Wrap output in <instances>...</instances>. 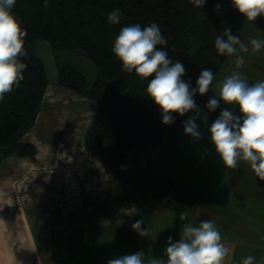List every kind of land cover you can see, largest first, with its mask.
Segmentation results:
<instances>
[{
    "label": "trees",
    "instance_id": "16d2710c",
    "mask_svg": "<svg viewBox=\"0 0 264 264\" xmlns=\"http://www.w3.org/2000/svg\"><path fill=\"white\" fill-rule=\"evenodd\" d=\"M219 4V10L216 5ZM120 9L119 24H109L108 14ZM13 12L27 30L25 49L27 64L24 80L0 101V163L10 155L33 156L36 147L23 140L35 125L49 86L43 59L35 53L38 40L49 42L54 51L78 50L97 69L88 88L85 74L69 63L58 68V84L96 102L97 108L88 126L85 149L93 154L135 151L157 145L164 137L174 138L185 121L173 113L174 123H162L160 108L147 95L149 79H140L135 72L122 71L121 62L112 52L122 27L156 23L167 44L163 48L173 62L186 68L182 79L196 87L201 70L214 74L210 90L196 93V105L206 108L216 96L213 84L218 72L229 59L219 56L214 45L217 35L231 27L242 39L246 19L233 7L232 0H206L196 8L190 0H16ZM255 23L262 24L258 17ZM217 97V96H216Z\"/></svg>",
    "mask_w": 264,
    "mask_h": 264
},
{
    "label": "rangeland",
    "instance_id": "374dc122",
    "mask_svg": "<svg viewBox=\"0 0 264 264\" xmlns=\"http://www.w3.org/2000/svg\"><path fill=\"white\" fill-rule=\"evenodd\" d=\"M251 22L254 21H247V23ZM246 29L248 26L242 29L241 41L247 44L250 50L248 53H240L244 56L245 64L241 68L235 69L233 63L235 57H229L218 72L212 87L217 99H219L217 84L230 75L233 70L241 72L249 83L264 80V48L255 55L251 54L249 41L253 37L246 32ZM34 49L45 63L50 81L48 87L59 86L58 68L66 63L78 67L85 74L88 88L92 85L97 69L82 52L78 50H68L65 53L54 51L46 40H38ZM64 92L67 96H64ZM69 94L70 91L63 89H61V93H52L44 102L43 109L38 114L39 118L37 116V126L35 127V122V125L30 129H33L30 138L35 141L39 158L34 160L35 163L31 168L27 167L28 171L25 168L26 170L23 169V172L20 173L22 181L17 184V190L21 199L28 201L34 198L36 193L32 185L35 186L36 183L39 196L47 197L49 201L56 200L58 196L65 198L68 196L67 199L70 201L72 210H77L75 199L81 196L86 200L88 197L94 198L91 193L88 194V191H93L94 188L89 189L85 185L91 184L95 186L96 190V186H100L102 180L107 178L111 179L113 185L119 180L114 175L115 173L138 186L140 184V190H142L143 183L147 184L151 181L161 184L163 189L164 187L170 188L169 192H165L161 196L167 198L168 202L182 199L181 203H188L189 207L187 208L186 204L180 205L182 208L180 212H184L186 208L188 216L201 213L197 208L200 207L199 202L203 197L192 196L193 189L197 190L206 200H211L210 202L215 203L216 207L223 210L224 215H227L225 217L229 220V225L237 232L238 227H243V224L238 220L240 218L239 211L245 212L243 221L247 224L251 223L248 213H251L253 209L256 213L264 212L260 207H264V205L257 204L258 198L264 196V181H260L245 162H241L236 169H226L210 140L208 129L219 117L221 110L228 109L240 116L238 107L220 101L219 107L215 111H209L203 106L197 105L200 109V116L195 122L199 125V131L202 133L200 140L194 141L190 135H186L182 125L177 128L174 138L164 137L155 146L135 151L96 155L88 153L83 146L86 130L96 109V102L88 97L86 99V96ZM193 115L195 113L189 111L183 117L186 121ZM62 151L70 157L71 161L68 162L69 164L63 162L64 165L59 167V160L64 155ZM64 187L68 192L60 194V190ZM172 189L176 193H173ZM99 192L102 196V206L108 205L106 202L109 195L106 193L107 189L103 193L99 189ZM241 197L246 199V209L242 207L243 199ZM255 197L258 198L255 199ZM210 202L202 205L203 211L206 212L208 206L213 207ZM88 210L92 211L91 208H87ZM191 221L194 223L197 219L192 218ZM220 221L217 222L220 223Z\"/></svg>",
    "mask_w": 264,
    "mask_h": 264
},
{
    "label": "clouds",
    "instance_id": "9594fccd",
    "mask_svg": "<svg viewBox=\"0 0 264 264\" xmlns=\"http://www.w3.org/2000/svg\"><path fill=\"white\" fill-rule=\"evenodd\" d=\"M206 0H190L196 8H202ZM233 7L247 20L255 21L264 17V0H232ZM16 0H0V101L6 94H10L20 86L24 80L27 64L23 57L27 55L25 38L27 30L22 28L21 20L14 14ZM48 6V0H44ZM216 5L215 10H219ZM120 9L111 11L107 20L109 24H119ZM251 54L255 55L264 48V40L251 38ZM167 44L159 26L150 23L142 27L131 24L120 29L116 36L113 54L121 62V70L127 73L135 72L140 79H151L146 93L160 108L162 123H174L173 113L184 116L189 111L195 115L183 122L184 133L193 140H200L202 133L195 122L200 116L194 96H201L209 92L214 80L211 69L200 71L196 80V87L192 88L190 81L182 79L186 68L180 61L173 62L163 48ZM215 49L219 56L235 57V69L245 64L244 56L249 46L232 33L231 27L224 29L214 40ZM218 98L213 96L206 104L209 111H215L220 101L227 105L238 107L241 115L223 109L211 124L210 140L215 147L226 169H236L241 162H245L260 181H264V80L249 83L241 72L233 70L217 84ZM183 224L180 238L173 242L168 238L164 249V257L152 256L147 264H224L231 253V249L222 242L218 227L212 220H202L198 225L188 218V212L179 214ZM144 221L136 220L132 228L141 237L150 235L149 230L142 227ZM144 252L117 256L109 259L107 264H145ZM255 257L248 255L242 264H254Z\"/></svg>",
    "mask_w": 264,
    "mask_h": 264
},
{
    "label": "crops",
    "instance_id": "0c3cea01",
    "mask_svg": "<svg viewBox=\"0 0 264 264\" xmlns=\"http://www.w3.org/2000/svg\"><path fill=\"white\" fill-rule=\"evenodd\" d=\"M245 26H248L246 32L253 38L264 39L262 24L246 21ZM61 89L82 96L60 85L55 88L51 86L47 88L43 105L52 93H61ZM37 124L38 120L35 127ZM32 130L23 136V140L35 145L34 139L30 138ZM62 153L64 155L59 160V167L64 165L63 162L69 164L71 161L64 151ZM38 158L36 151L33 156L10 155L0 163V264H107L109 259L137 251L144 252L143 259L147 264L152 256L164 257L169 237H172L173 242L179 240L183 224L187 222L179 219L182 210L180 205L186 204L187 208L188 203H181L182 199L168 202L161 195L169 192L170 188L163 189L161 184L152 181L143 183L140 190V184L138 186L114 173L119 180L113 185L109 178L102 180L96 190L91 184L85 185L89 189L94 188L93 191H88L94 198L88 197L86 200L81 196L82 198L75 199L77 210H72L68 196H58L53 201L39 196L36 183L35 186L32 185L36 193L34 198L28 201L21 199L17 190V184L22 181L20 173L27 167L31 168ZM64 189L59 193L66 194L68 191L65 187ZM99 189L102 193L107 189L106 193H109L106 206H102ZM172 192L176 193L174 189ZM192 196L203 197L197 208L201 213L189 215L188 218L197 219L194 222L196 225L206 219L216 224L222 242L231 249L224 264H242L248 255L255 257L254 264H264V212L256 213L253 209L248 213L251 223L247 224L243 221L245 212L239 211L238 220L243 227H238L237 232L229 225V220L225 217L227 215L215 203L206 200L194 189ZM262 197H255L258 198V205H264V196ZM241 198L242 207L246 209V199ZM209 202L213 207L208 206L206 212L203 211L202 205ZM260 207L264 211V207ZM87 208L92 211H87ZM140 219L144 221L142 227L149 230L150 235L147 237H141L132 228V224Z\"/></svg>",
    "mask_w": 264,
    "mask_h": 264
}]
</instances>
